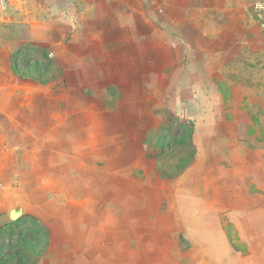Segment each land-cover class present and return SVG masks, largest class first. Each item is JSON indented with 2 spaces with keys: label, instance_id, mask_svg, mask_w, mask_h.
I'll return each instance as SVG.
<instances>
[{
  "label": "rangeland",
  "instance_id": "rangeland-1",
  "mask_svg": "<svg viewBox=\"0 0 264 264\" xmlns=\"http://www.w3.org/2000/svg\"><path fill=\"white\" fill-rule=\"evenodd\" d=\"M0 48V264H264V0H0Z\"/></svg>",
  "mask_w": 264,
  "mask_h": 264
},
{
  "label": "crops",
  "instance_id": "crops-1",
  "mask_svg": "<svg viewBox=\"0 0 264 264\" xmlns=\"http://www.w3.org/2000/svg\"><path fill=\"white\" fill-rule=\"evenodd\" d=\"M4 47V46H3ZM2 50V48H0V51ZM0 56H1V53H0ZM136 63V62H135ZM137 65V63H136ZM138 66V65H137ZM2 96L0 95V112L3 114V113H6V107H4L3 105V100L1 99ZM8 117V115H6ZM3 141H5L7 143V146L10 142V134H6L4 135L3 137H1Z\"/></svg>",
  "mask_w": 264,
  "mask_h": 264
},
{
  "label": "water",
  "instance_id": "water-1",
  "mask_svg": "<svg viewBox=\"0 0 264 264\" xmlns=\"http://www.w3.org/2000/svg\"><path fill=\"white\" fill-rule=\"evenodd\" d=\"M8 217L12 221L19 220L22 217V209L20 207L12 209L9 212Z\"/></svg>",
  "mask_w": 264,
  "mask_h": 264
},
{
  "label": "trees",
  "instance_id": "trees-1",
  "mask_svg": "<svg viewBox=\"0 0 264 264\" xmlns=\"http://www.w3.org/2000/svg\"><path fill=\"white\" fill-rule=\"evenodd\" d=\"M10 225H15L16 223L20 222V220H15V221H8Z\"/></svg>",
  "mask_w": 264,
  "mask_h": 264
}]
</instances>
